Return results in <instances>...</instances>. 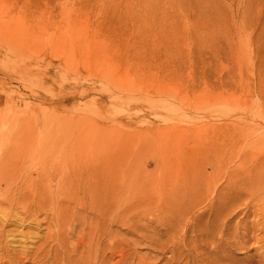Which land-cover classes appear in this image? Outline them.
<instances>
[{"label":"rangeland","instance_id":"obj_1","mask_svg":"<svg viewBox=\"0 0 264 264\" xmlns=\"http://www.w3.org/2000/svg\"><path fill=\"white\" fill-rule=\"evenodd\" d=\"M0 264H264V0H0Z\"/></svg>","mask_w":264,"mask_h":264}]
</instances>
